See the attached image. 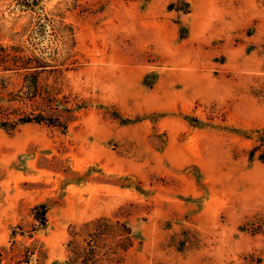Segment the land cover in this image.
<instances>
[{"label": "rangeland", "instance_id": "1", "mask_svg": "<svg viewBox=\"0 0 264 264\" xmlns=\"http://www.w3.org/2000/svg\"><path fill=\"white\" fill-rule=\"evenodd\" d=\"M0 45L46 65L54 123L0 128L1 264H64L100 216L141 241L124 264H264V0H0Z\"/></svg>", "mask_w": 264, "mask_h": 264}, {"label": "trees", "instance_id": "2", "mask_svg": "<svg viewBox=\"0 0 264 264\" xmlns=\"http://www.w3.org/2000/svg\"><path fill=\"white\" fill-rule=\"evenodd\" d=\"M45 66L36 57L20 55L16 47L8 49L0 45V69L9 72L23 69L21 89H25V94L21 96L17 95V92H7L9 77L0 73L1 129L12 132L27 123L54 125L53 122L46 120L43 116L41 103L36 100L41 97L38 76ZM5 92L7 96L4 95ZM14 103H20L24 108L13 106ZM29 108L30 110L27 111ZM36 110L37 112H35ZM260 159L264 161V156H261ZM135 189L143 192L141 188ZM47 210L48 207L45 203L33 205L31 208L33 219L31 227L27 231L20 224L15 225L9 234L10 241L14 243V237L17 234L33 237L36 233L45 231L48 228ZM246 227L244 229H249L252 234L264 235V219L252 220L247 223ZM80 229L81 232L74 228L70 231V237L65 244L67 258L64 260V264H124V257L127 252L141 243L137 240L129 221L118 216L112 218L96 217L84 222ZM35 251V245L25 247L23 254L19 256L20 258L16 263L29 264L34 258ZM248 259L250 264L261 263V259H255L254 256H249Z\"/></svg>", "mask_w": 264, "mask_h": 264}, {"label": "water", "instance_id": "3", "mask_svg": "<svg viewBox=\"0 0 264 264\" xmlns=\"http://www.w3.org/2000/svg\"><path fill=\"white\" fill-rule=\"evenodd\" d=\"M35 2V1H34Z\"/></svg>", "mask_w": 264, "mask_h": 264}]
</instances>
